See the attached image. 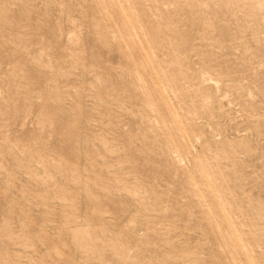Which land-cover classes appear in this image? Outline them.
Instances as JSON below:
<instances>
[{
	"label": "rangeland",
	"instance_id": "rangeland-1",
	"mask_svg": "<svg viewBox=\"0 0 264 264\" xmlns=\"http://www.w3.org/2000/svg\"><path fill=\"white\" fill-rule=\"evenodd\" d=\"M0 264H264V0H0Z\"/></svg>",
	"mask_w": 264,
	"mask_h": 264
},
{
	"label": "bare ground",
	"instance_id": "bare-ground-1",
	"mask_svg": "<svg viewBox=\"0 0 264 264\" xmlns=\"http://www.w3.org/2000/svg\"><path fill=\"white\" fill-rule=\"evenodd\" d=\"M235 245H236L238 248H240L239 244L236 243Z\"/></svg>",
	"mask_w": 264,
	"mask_h": 264
}]
</instances>
